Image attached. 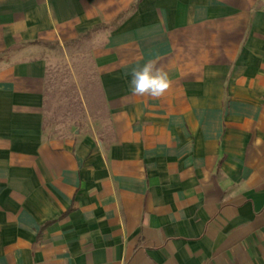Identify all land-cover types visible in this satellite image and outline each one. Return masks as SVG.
<instances>
[{
  "label": "crops",
  "instance_id": "1",
  "mask_svg": "<svg viewBox=\"0 0 264 264\" xmlns=\"http://www.w3.org/2000/svg\"><path fill=\"white\" fill-rule=\"evenodd\" d=\"M95 29L106 119L50 132L38 45ZM0 264H264V0H0Z\"/></svg>",
  "mask_w": 264,
  "mask_h": 264
},
{
  "label": "rangeland",
  "instance_id": "2",
  "mask_svg": "<svg viewBox=\"0 0 264 264\" xmlns=\"http://www.w3.org/2000/svg\"><path fill=\"white\" fill-rule=\"evenodd\" d=\"M100 29L62 43L46 42L35 53L47 59L45 125L56 134L98 125L106 119L94 65Z\"/></svg>",
  "mask_w": 264,
  "mask_h": 264
},
{
  "label": "clouds",
  "instance_id": "3",
  "mask_svg": "<svg viewBox=\"0 0 264 264\" xmlns=\"http://www.w3.org/2000/svg\"><path fill=\"white\" fill-rule=\"evenodd\" d=\"M130 76V90L136 96L160 98L171 86L168 73L163 68L157 67L154 61L146 62L142 67L133 69Z\"/></svg>",
  "mask_w": 264,
  "mask_h": 264
}]
</instances>
